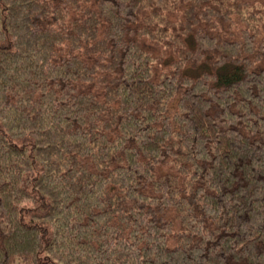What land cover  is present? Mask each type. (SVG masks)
I'll return each instance as SVG.
<instances>
[{
  "label": "trees",
  "instance_id": "1",
  "mask_svg": "<svg viewBox=\"0 0 264 264\" xmlns=\"http://www.w3.org/2000/svg\"><path fill=\"white\" fill-rule=\"evenodd\" d=\"M0 264H264V0H0Z\"/></svg>",
  "mask_w": 264,
  "mask_h": 264
}]
</instances>
